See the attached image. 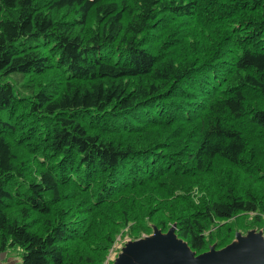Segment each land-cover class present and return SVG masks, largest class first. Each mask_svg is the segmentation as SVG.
<instances>
[{"label": "trees", "instance_id": "16d2710c", "mask_svg": "<svg viewBox=\"0 0 264 264\" xmlns=\"http://www.w3.org/2000/svg\"><path fill=\"white\" fill-rule=\"evenodd\" d=\"M258 170L264 0H0V254L105 264L129 223L200 254L264 222Z\"/></svg>", "mask_w": 264, "mask_h": 264}, {"label": "water", "instance_id": "95a60500", "mask_svg": "<svg viewBox=\"0 0 264 264\" xmlns=\"http://www.w3.org/2000/svg\"><path fill=\"white\" fill-rule=\"evenodd\" d=\"M173 224L166 232L153 227L150 235L128 241L112 264H264V236L255 230L235 233L234 240L217 249L215 245L196 254L175 234Z\"/></svg>", "mask_w": 264, "mask_h": 264}, {"label": "rangeland", "instance_id": "374dc122", "mask_svg": "<svg viewBox=\"0 0 264 264\" xmlns=\"http://www.w3.org/2000/svg\"><path fill=\"white\" fill-rule=\"evenodd\" d=\"M247 173H248V177H246L242 173L241 175L236 174L237 176L236 182H238V185L243 187L245 191L248 189V187H250V185H252V188L250 187V189L255 192V188H256L257 189L256 193L259 194V196L262 195L264 193V170H258L257 173L255 172L254 176H251V173H249L248 171ZM251 178H253L254 181L256 182H252ZM235 188H237L238 190V187H235ZM239 192L241 193V191ZM246 194H243V195H246ZM192 197L196 199L197 197L199 198L200 196L193 194ZM255 216L256 215H253L252 213L242 214L241 216L225 221L222 224L216 223L212 225L205 231L206 233L205 237L210 242L209 245L216 246V244L220 240L218 239L219 234L222 235L223 237L225 233L227 232L226 230L229 229V227L231 228V226H232L231 228L232 231L229 235L231 236L230 238L232 239V241L234 240L232 236H235V233H240L242 235L243 234L245 235L248 231H251V230H255V232H261L262 235L264 236V222L261 220L257 221ZM261 218L264 220V216H261ZM149 224L151 223L149 222ZM132 227H134V223H129L126 225V227L122 228L121 230H119V232L116 235H114L113 237L114 240L106 251L107 254L105 257V264H107V262L110 259H115L117 257V255L120 253V250L125 245V243H127L128 241H133L132 240L133 236L129 235L130 233L129 228L132 230ZM170 227L171 225L167 224L164 227V231L168 230ZM139 235H140V238H143L146 236L145 233H140ZM210 235H211V238H210Z\"/></svg>", "mask_w": 264, "mask_h": 264}, {"label": "crops", "instance_id": "0c3cea01", "mask_svg": "<svg viewBox=\"0 0 264 264\" xmlns=\"http://www.w3.org/2000/svg\"><path fill=\"white\" fill-rule=\"evenodd\" d=\"M0 264H20V257L11 252L0 254Z\"/></svg>", "mask_w": 264, "mask_h": 264}]
</instances>
